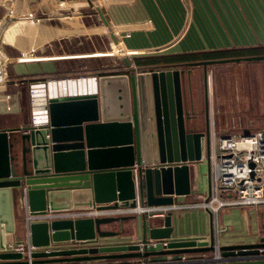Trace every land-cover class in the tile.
Here are the masks:
<instances>
[{"label":"water","instance_id":"water-1","mask_svg":"<svg viewBox=\"0 0 264 264\" xmlns=\"http://www.w3.org/2000/svg\"><path fill=\"white\" fill-rule=\"evenodd\" d=\"M41 22L58 25L53 19ZM242 60L261 62L264 56L184 66L205 68ZM123 61L126 73L99 77L98 93L49 99V124L33 126L22 136L18 164L13 165L10 133L0 130V264H149L153 257L215 253L212 237L209 242L172 239L171 213L161 219V227L144 215L140 222L136 216L32 222L31 262L9 248L23 243H14L13 202V191L19 202L23 187L31 216L71 209L164 207L190 196L188 165L209 161L210 133L207 121L206 131L196 132V116L185 110V71L167 66L137 74L127 59ZM114 225L117 229L103 230ZM139 230L135 242L101 244ZM219 252L221 261L198 264H264V237L257 244L220 247Z\"/></svg>","mask_w":264,"mask_h":264},{"label":"crops","instance_id":"crops-1","mask_svg":"<svg viewBox=\"0 0 264 264\" xmlns=\"http://www.w3.org/2000/svg\"><path fill=\"white\" fill-rule=\"evenodd\" d=\"M63 1H66L68 9L60 10V14L56 15L55 18L47 12L48 15L46 9H39L36 5L37 2L31 3L30 0V3L24 4L26 1H22L20 8L23 13V21L3 34L6 40L3 46L4 51L5 45H7L15 53V56H9L6 53L11 61L19 57L21 52H27L30 56L38 59L53 60L23 67L15 64L8 67V82L4 88H0V122L14 120L17 125L16 127L0 126V130L9 132L11 140H13L12 131L14 129L18 131L15 136L20 142L24 134L19 130L25 129L29 133V130L33 128L32 117L35 110L31 103L29 119L31 126L27 128L24 122V106L22 104L24 88L30 92V86L35 82H43L50 78L63 79L85 76L97 79L95 92L98 93V78L101 75L95 72H86L87 70L78 73L83 68L73 64L78 60L107 59L108 57L120 56V48L114 46L115 49L112 48L110 51L109 42L111 41H119L126 51L139 52V55L116 58L114 63H109L108 66L99 68V70L111 71L114 75L125 74L127 68L123 60L131 58L139 59L137 61L130 60L131 67L135 69L137 74L142 70L148 71L154 68L176 66L175 70L185 71L184 91L186 90V83L191 82L192 75L202 77V69L197 67L194 68L195 70H190V67L184 66L186 64L184 58L198 57L200 58L199 62H207L264 56V0ZM97 9L101 11L103 18L108 23L107 25ZM42 11L46 13V16H40ZM0 12L1 18L4 13L2 7H0ZM42 19H53L57 21L58 25L44 24L41 22ZM85 33L105 35L103 46L93 53H74V45L71 46V43L65 38ZM41 49L42 51L47 49L50 51V55H37ZM250 62L256 61L242 60L224 64L228 65L226 67L228 68L233 64L242 66ZM60 63H67V65L58 67L59 65L56 64ZM40 64L42 65L41 68L39 67ZM222 65L208 66V98L206 103L204 102L202 112L200 108H197L196 113L193 109H188L187 93L184 95L185 110L187 112L193 111L196 116V132H205L208 122L212 145L221 136L229 135L232 132H235L233 135H248L252 134V130L258 128L257 122H254L249 113L251 110H249V102L246 97L236 99L239 117L232 122L224 120L220 112H216L214 105L216 81L213 74L215 70H212V67L214 69L215 67L222 68ZM262 67L264 66L261 65L259 68ZM9 70L12 71V77ZM186 70L191 71L190 80L187 78ZM118 72L119 74H116ZM12 83H15L14 86H17L18 90L8 87ZM7 96L13 98V103L6 104L3 102ZM206 113L207 118H205ZM25 147L29 148V143L25 142ZM188 167L191 194L185 198L184 203H178L185 204V206L200 202L208 196L210 189L209 161L206 164L205 160H202L189 164ZM224 195L233 196L232 193ZM16 197L18 198V193L13 191L14 208L15 203L17 206L19 205ZM136 217L140 222L141 216ZM171 217L172 239H199L209 242L211 238V216L205 210L176 211L171 213ZM161 219L153 218L148 221L161 227ZM219 223L221 247L257 244L264 237V206L225 208L220 212ZM124 228L127 230L129 226ZM23 229L25 231L24 224ZM115 229L117 227L113 229L103 228V230ZM140 235L139 230L137 233L123 238L104 239L101 244L135 242L140 240ZM185 256L187 260L196 262L193 264L204 262L212 257L211 254H189ZM179 257H153L149 259V264L175 262L179 260ZM90 264H142V261H103Z\"/></svg>","mask_w":264,"mask_h":264},{"label":"built area","instance_id":"built-area-1","mask_svg":"<svg viewBox=\"0 0 264 264\" xmlns=\"http://www.w3.org/2000/svg\"><path fill=\"white\" fill-rule=\"evenodd\" d=\"M30 0H0V7L4 13L0 18V88H4L8 82L7 68L10 65L28 66L48 59H38L30 56L27 52H21L14 61L8 57L4 51L6 42L3 34L10 28L21 23L22 12L20 3ZM38 3L39 9H46V13L53 18L60 14V10L68 9L66 1L63 0H31V3ZM30 3V2H29ZM23 4V5H24ZM22 5V6H23ZM47 13V14H48ZM48 14V15H49ZM114 46L121 49L120 56L135 57L139 52L126 51L119 41L109 42L111 51ZM105 52V51H104ZM102 53V52H101ZM97 79L85 76L74 78L56 79L50 78L43 82H35L30 86V103L34 108L32 117L33 126H44L49 124L48 113L45 106L49 99L71 97L78 95L96 94ZM3 102L13 103V98L7 96ZM38 109V110H36ZM26 135L28 131L19 130ZM209 154V182L210 189L207 197L196 204L185 206V204H175L164 207H141L134 208L119 207L117 209H71L60 212H48L45 216H31L27 202V189L23 187L19 198L18 206L24 213L25 242L10 246V250L22 254L31 262L30 254L34 250L30 243L29 226L32 222L53 221V220H82L95 218H122L130 216H146V218H163L168 213L182 211L186 209H202L211 216V237L215 253L207 260L221 261L220 246V212L225 208L232 207H259L264 206V131H258L248 135H226L218 138L214 145L210 143ZM253 166V167H252ZM253 174V178L251 175ZM232 193L233 196L224 194ZM171 258V257H169ZM172 261V260H170ZM174 264H193L180 256Z\"/></svg>","mask_w":264,"mask_h":264},{"label":"rangeland","instance_id":"rangeland-1","mask_svg":"<svg viewBox=\"0 0 264 264\" xmlns=\"http://www.w3.org/2000/svg\"><path fill=\"white\" fill-rule=\"evenodd\" d=\"M1 15V12H0ZM90 26V25H87ZM93 26V25H91ZM107 36V35H106ZM105 35L102 34H79L78 36H69L66 37L65 40L71 43L73 46L74 53H93L96 49H100L103 46L105 41ZM64 44V43H63ZM80 47V48H79ZM5 52L9 56H15L13 49L7 45H5ZM99 52V51H98ZM39 56H47L50 55V51H39L37 53ZM121 58L119 56L107 58V59H87V60H78L74 63V66H78L79 68H83L82 71L78 73L86 72H94L99 70V68H103L104 66H108L109 63H114V59ZM123 60V59H122ZM122 60L121 63H122ZM128 60V59H127ZM132 61H137L139 59L131 58ZM186 64L188 63H196L199 62L200 58H184ZM121 63H119L121 66ZM233 64V63H231ZM53 65V64H51ZM58 67L66 66L67 63L56 64ZM124 65V64H123ZM261 65L264 66V61L261 62H250L246 63L242 66H237V64H233L226 68L228 65L223 64L222 68L212 67L213 74L215 76V97H214V105L216 108V112L219 111L223 119L228 122H232V120L237 119L239 117V107L237 105V98H247L249 102V110H251L250 115L253 118L254 122H257L258 128L251 131V133H256L258 130L264 131V67L259 68ZM41 64L39 67L41 68ZM55 66V65H54ZM197 67H190V70ZM199 68V67H198ZM195 70V69H194ZM211 70V69H210ZM8 73V68H7ZM9 74L12 77V71L9 70ZM191 86L190 91H188V84L186 83V102L188 109H193L196 113L197 108H200V111H203L204 106V92H203V82L202 77L191 76ZM16 83V82H15ZM15 83L10 84L8 87L11 89L18 90L17 86H14ZM22 104L24 106L23 117L24 122L26 123V127H30L31 123L30 119V96L29 92L24 88L22 92ZM242 107V106H241ZM245 118V116L243 115ZM16 122L14 120L1 121L0 126H14L16 127ZM261 126V127H259ZM13 140H11V156L13 157V165L18 164L20 161V153L21 148L19 145L18 138L15 136L17 134V130H13ZM235 132H232L229 135H233ZM205 163L207 164V160L205 159ZM15 221H16V231H15V242H25L26 236L25 231L23 229L24 224V213L20 210V206H17L15 203L14 208ZM108 228H116V226H108Z\"/></svg>","mask_w":264,"mask_h":264},{"label":"flooded vegetation","instance_id":"flooded-vegetation-1","mask_svg":"<svg viewBox=\"0 0 264 264\" xmlns=\"http://www.w3.org/2000/svg\"><path fill=\"white\" fill-rule=\"evenodd\" d=\"M202 69V82H203V92H204V102L206 103L207 98H208V66L203 68V67H199ZM189 72V74H187V78H189L188 80H190V76H191V71L190 70H186V73ZM190 86H191V82H188V91H190ZM186 92V90L184 91L183 89V94Z\"/></svg>","mask_w":264,"mask_h":264},{"label":"trees","instance_id":"trees-1","mask_svg":"<svg viewBox=\"0 0 264 264\" xmlns=\"http://www.w3.org/2000/svg\"><path fill=\"white\" fill-rule=\"evenodd\" d=\"M245 53V52H244ZM239 54H241V53H239ZM192 58V57H191ZM96 74H98V75H101V76H106V75H114V73L113 72H111V71H106V70H103V69H101V70H96V71H94ZM116 74H119V72L118 73H116Z\"/></svg>","mask_w":264,"mask_h":264},{"label":"bare ground","instance_id":"bare-ground-1","mask_svg":"<svg viewBox=\"0 0 264 264\" xmlns=\"http://www.w3.org/2000/svg\"><path fill=\"white\" fill-rule=\"evenodd\" d=\"M107 29H109V28H107ZM117 48H118V47H117ZM113 49H115V47H114Z\"/></svg>","mask_w":264,"mask_h":264}]
</instances>
